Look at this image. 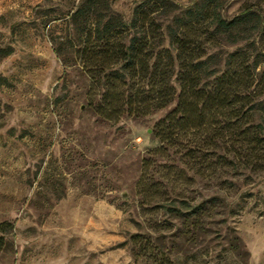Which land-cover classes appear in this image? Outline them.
Segmentation results:
<instances>
[{"label": "rangeland", "instance_id": "1", "mask_svg": "<svg viewBox=\"0 0 264 264\" xmlns=\"http://www.w3.org/2000/svg\"><path fill=\"white\" fill-rule=\"evenodd\" d=\"M137 1L97 10L128 19ZM244 1L224 0L222 14ZM85 2L0 0V222L13 224L0 264H264V167L152 155L172 105L100 118L77 55L93 15L72 19ZM176 194L201 202L196 220L156 202Z\"/></svg>", "mask_w": 264, "mask_h": 264}, {"label": "trees", "instance_id": "2", "mask_svg": "<svg viewBox=\"0 0 264 264\" xmlns=\"http://www.w3.org/2000/svg\"><path fill=\"white\" fill-rule=\"evenodd\" d=\"M99 2L86 0L72 14L76 25L93 15L88 28L78 30L77 55L92 81L94 112L115 123L172 105L153 123L152 155L262 169L264 0L244 1L229 17L222 14L224 0L183 6L139 0L128 19L98 12ZM149 161L142 162L139 185L148 179ZM156 202L194 220L202 207L179 194ZM9 228L12 223L0 222V251Z\"/></svg>", "mask_w": 264, "mask_h": 264}]
</instances>
